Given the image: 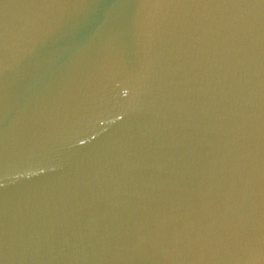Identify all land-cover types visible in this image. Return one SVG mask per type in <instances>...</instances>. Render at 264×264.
<instances>
[{
    "label": "water",
    "instance_id": "water-1",
    "mask_svg": "<svg viewBox=\"0 0 264 264\" xmlns=\"http://www.w3.org/2000/svg\"><path fill=\"white\" fill-rule=\"evenodd\" d=\"M0 264H264V0H0Z\"/></svg>",
    "mask_w": 264,
    "mask_h": 264
}]
</instances>
